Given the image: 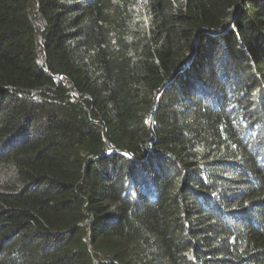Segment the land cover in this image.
<instances>
[{
    "label": "trees",
    "instance_id": "trees-1",
    "mask_svg": "<svg viewBox=\"0 0 264 264\" xmlns=\"http://www.w3.org/2000/svg\"><path fill=\"white\" fill-rule=\"evenodd\" d=\"M0 264H264V0H0Z\"/></svg>",
    "mask_w": 264,
    "mask_h": 264
}]
</instances>
